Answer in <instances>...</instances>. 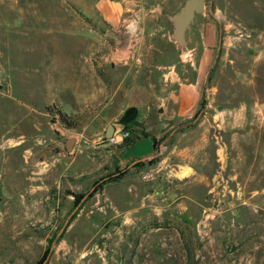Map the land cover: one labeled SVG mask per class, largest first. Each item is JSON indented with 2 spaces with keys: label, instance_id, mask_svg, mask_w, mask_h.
Returning <instances> with one entry per match:
<instances>
[{
  "label": "rangeland",
  "instance_id": "1",
  "mask_svg": "<svg viewBox=\"0 0 264 264\" xmlns=\"http://www.w3.org/2000/svg\"><path fill=\"white\" fill-rule=\"evenodd\" d=\"M34 1L41 19L63 7L82 14L92 3ZM204 1L217 44L199 104L161 126L155 96L165 90H154L147 123L164 146L131 165L115 146L93 154L103 126L89 125L103 107H121L123 86L45 90L33 64L46 76L72 64L60 54L48 60L59 48L44 41L35 54L19 51L6 11L19 0H0V264H264V0ZM187 54L179 73L190 81ZM56 111L73 127L56 123ZM75 137L88 144L67 152Z\"/></svg>",
  "mask_w": 264,
  "mask_h": 264
},
{
  "label": "crops",
  "instance_id": "2",
  "mask_svg": "<svg viewBox=\"0 0 264 264\" xmlns=\"http://www.w3.org/2000/svg\"><path fill=\"white\" fill-rule=\"evenodd\" d=\"M36 3L19 0L15 7L6 9L7 14L14 16L12 25L19 51L25 53L32 47L31 52L35 54V45L44 41L47 47L59 48L54 56L49 54L48 60L56 62L59 54L64 55L67 57L65 63L72 67L68 68L71 70L69 76V70L62 72L60 67L46 76L39 62L30 69L33 79L44 83L46 78L45 90H119L121 86L125 90L121 107L115 111H105L103 107L100 117L96 116L89 123L99 128L103 126L97 136L104 137L109 125L113 126V133L119 131L122 126L115 121L129 108L137 110L136 121H146L156 89L165 90L163 95L155 96L161 126L187 117L197 108L201 82L217 44L216 23L205 20V13L201 14L202 18L195 17L186 32L185 47L180 48L173 40L170 20L182 6L179 0H92L82 14L63 7L56 8L43 19ZM217 12L219 8L216 7L214 13ZM5 14L1 11V15ZM133 22L136 32L131 35L128 27ZM103 33L106 39L101 38ZM184 51L188 53L186 57H189L188 65L193 74L190 81L179 73L186 65ZM119 67L125 70L124 74L119 75ZM76 72L79 79L75 77ZM71 74L74 76L70 78ZM54 76L64 79L65 83L57 85ZM151 78L154 81H144ZM23 106L30 108V104ZM146 124L149 125L147 121ZM106 147L110 146L102 143L95 147L93 154L100 155ZM155 149L153 137L143 136L130 148L120 151L118 160L120 163L130 160L132 165L135 160L155 155Z\"/></svg>",
  "mask_w": 264,
  "mask_h": 264
},
{
  "label": "water",
  "instance_id": "3",
  "mask_svg": "<svg viewBox=\"0 0 264 264\" xmlns=\"http://www.w3.org/2000/svg\"><path fill=\"white\" fill-rule=\"evenodd\" d=\"M209 11L211 13V10ZM204 12H205V1L204 0H184L179 11L173 16H170V20L172 21V24H173V40L180 48L185 47L186 32L189 26L193 24L196 15L204 14ZM220 48H221V40L219 39L216 57L218 56ZM136 115H137V110L135 108H129L124 112V114L121 116L118 122L119 124H121L122 122H124L125 120L129 118L136 117ZM112 135H113V126L109 125L104 135V138L108 139ZM73 143H74L73 140L66 141L65 148L67 152L71 151ZM163 146H164L163 143L159 144L158 151L155 155L149 156L143 159L135 160L132 165H135V164H138L144 161H150L156 156H159Z\"/></svg>",
  "mask_w": 264,
  "mask_h": 264
},
{
  "label": "trees",
  "instance_id": "4",
  "mask_svg": "<svg viewBox=\"0 0 264 264\" xmlns=\"http://www.w3.org/2000/svg\"><path fill=\"white\" fill-rule=\"evenodd\" d=\"M151 104H149V111H148V116L146 120L147 122L150 120H153L156 116L155 114H154L155 116L153 115L154 108H153V105ZM47 110H49V108H47ZM56 113H57L58 118H54V117L52 118L55 119V121H58V123L62 127H67V128L73 127V123L68 120V117L65 114L60 113V111H56ZM146 121H144L143 123H139L138 121L135 120V118H129L125 120L124 122H122L121 123L122 129L123 131L129 133V137L124 139L123 142L120 144V146H117V149H119L120 151L126 150L130 148L131 146H133L143 136L153 137L155 148H157L159 145V141L155 139L154 133L150 131V128H152L153 125L147 126ZM154 125L157 126V123H155ZM76 198H77L76 201L78 202L81 197L77 196ZM42 261L43 260L41 259L40 261H38L37 264H41Z\"/></svg>",
  "mask_w": 264,
  "mask_h": 264
},
{
  "label": "built area",
  "instance_id": "5",
  "mask_svg": "<svg viewBox=\"0 0 264 264\" xmlns=\"http://www.w3.org/2000/svg\"><path fill=\"white\" fill-rule=\"evenodd\" d=\"M128 31H129V33L131 35H133L136 32L135 23L134 22L129 24ZM55 122L58 123V121H55ZM127 137H129V133L123 131V129L121 128L119 131L114 132L113 135L110 138H108V139L104 138L102 140V143H106L109 146H118ZM73 141H74V143H73L71 152H74V151H79L80 152V151H82V149H81L82 145L85 146V145L88 144L86 142V140H84L82 137H80V138L79 137H75ZM93 144L96 146L97 142H94Z\"/></svg>",
  "mask_w": 264,
  "mask_h": 264
}]
</instances>
